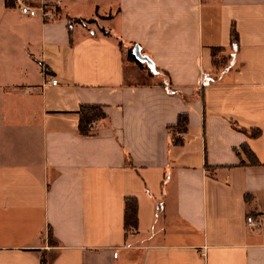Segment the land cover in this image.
Wrapping results in <instances>:
<instances>
[{"label": "crops", "instance_id": "1", "mask_svg": "<svg viewBox=\"0 0 264 264\" xmlns=\"http://www.w3.org/2000/svg\"><path fill=\"white\" fill-rule=\"evenodd\" d=\"M26 3L54 18L0 0V264H264V0Z\"/></svg>", "mask_w": 264, "mask_h": 264}, {"label": "trees", "instance_id": "2", "mask_svg": "<svg viewBox=\"0 0 264 264\" xmlns=\"http://www.w3.org/2000/svg\"><path fill=\"white\" fill-rule=\"evenodd\" d=\"M17 0H6L7 7H16L15 2ZM70 22H80L83 23L85 21L83 20H73L71 18ZM90 20L88 23H91ZM231 48L233 51H238L239 48V34L237 32L235 24L232 25L231 28ZM133 48H130L127 54V59L131 62H135L140 66H145L147 69L149 67L145 63H141L137 61L136 57L133 54ZM223 48H213L212 49V56H213V62L215 65H217V54L222 52ZM219 65V64H218ZM150 70V69H149ZM48 73V70H46ZM79 114V133L82 136H89L92 134V130L90 128V125L95 122H102L107 118V114L104 110V107L97 104H83L80 106V109L78 111ZM188 126H189V116L188 114H180L177 120V123L173 126H170L169 129L173 133H178L179 135L185 134L188 132ZM260 135V132H253V137H258ZM174 143L176 145H180L183 143L182 139L179 137L174 140ZM237 155L243 158L245 156L246 159L242 160L243 164H249L255 165L257 164V161L253 162V157L255 158V155L251 152L250 148H248L247 145L241 146L239 149L235 150ZM124 231L126 234H129L131 231H136L139 225V217H138V201L135 197H126L124 200ZM49 241L50 244H53L52 236L49 235ZM52 241V242H51ZM43 264H46L45 261H43Z\"/></svg>", "mask_w": 264, "mask_h": 264}, {"label": "built area", "instance_id": "3", "mask_svg": "<svg viewBox=\"0 0 264 264\" xmlns=\"http://www.w3.org/2000/svg\"><path fill=\"white\" fill-rule=\"evenodd\" d=\"M16 4L19 6L21 13L24 14L25 16L34 18V17H38L40 16L44 21H50L54 18V12L52 13V10H45L40 8L35 10L30 8L29 6H27L26 4V0H17ZM59 81L57 79H51L50 80V85L53 87L58 86ZM98 122H95L93 124L90 125L91 130H93L96 126H97ZM247 224L250 228V230L254 231L256 229H259L262 226V221L261 219L250 215L247 218Z\"/></svg>", "mask_w": 264, "mask_h": 264}, {"label": "water", "instance_id": "4", "mask_svg": "<svg viewBox=\"0 0 264 264\" xmlns=\"http://www.w3.org/2000/svg\"><path fill=\"white\" fill-rule=\"evenodd\" d=\"M133 54L136 57L137 61L145 63L152 72L156 71L153 60H151L148 56L143 55L139 46L134 47Z\"/></svg>", "mask_w": 264, "mask_h": 264}, {"label": "rangeland", "instance_id": "5", "mask_svg": "<svg viewBox=\"0 0 264 264\" xmlns=\"http://www.w3.org/2000/svg\"><path fill=\"white\" fill-rule=\"evenodd\" d=\"M15 5H16V7H18L19 8V6L16 4V2H15ZM27 6H29L30 8H32L31 7V5L29 4V3H27L26 4ZM20 9V8H19ZM32 9H35V10H37V9H39L40 10V8H32ZM21 11V10H20ZM55 12H56V10H54ZM35 18V17H34ZM52 242V241H51Z\"/></svg>", "mask_w": 264, "mask_h": 264}]
</instances>
